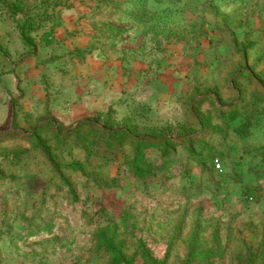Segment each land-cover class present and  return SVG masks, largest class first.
<instances>
[{
  "label": "rangeland",
  "instance_id": "rangeland-1",
  "mask_svg": "<svg viewBox=\"0 0 264 264\" xmlns=\"http://www.w3.org/2000/svg\"><path fill=\"white\" fill-rule=\"evenodd\" d=\"M263 101L264 0H0V264H109L107 224L134 264H264V118L228 114ZM137 139L183 146L141 175Z\"/></svg>",
  "mask_w": 264,
  "mask_h": 264
},
{
  "label": "trees",
  "instance_id": "trees-1",
  "mask_svg": "<svg viewBox=\"0 0 264 264\" xmlns=\"http://www.w3.org/2000/svg\"><path fill=\"white\" fill-rule=\"evenodd\" d=\"M7 5L12 14H17L19 11H21L20 5H17L15 3H9ZM27 25L28 23L23 24L19 26L18 29H19V34H20V39H21L22 44L27 47H31L33 44L32 43L33 40L31 36L27 34L28 31L30 30L27 28ZM254 96L257 97V99L261 98V94L257 91L254 93ZM261 104L262 106L257 107L256 109H253V108L251 109V105H249V106H246V111H241L240 109L241 107H240V108H237L235 110H231L228 112L229 116L233 120L236 119L241 114V112H244L243 113L245 114L244 121L239 126L240 132H242L244 135L249 134L250 128L258 125L259 121L264 118V101L261 102ZM210 126H211L212 131L220 129L218 124L216 125L212 124ZM91 136L93 138H97L98 140H104L105 144H107L109 148L114 147V142L118 144V146H120V144H123V141H122L123 139L121 138L116 139L114 135H108L106 137L104 134L98 133V131H92ZM55 140H57V143L61 144V141H60L61 137L59 134L55 135ZM135 142H136L134 144L135 156H134L133 161L130 162L129 165H130V169L133 172H135V174H141V175L143 174L142 165L146 161L147 151L156 149L163 157H167L173 152L175 147L183 146L181 145L182 144L181 140L177 141L175 144L171 143L170 141H165V140L160 143L153 139H149L148 141L137 139V141ZM97 143H98L97 141H91V145L97 144ZM184 145L187 146L186 150L187 152L190 153L191 147L189 143H185ZM35 146H38L39 148L46 150L44 143L38 142L37 145ZM55 146L58 147V145H55ZM209 154H211L212 165L214 166L216 172H218L219 174H222L223 173V170H222L223 168L221 164L222 152L217 151L214 147L210 146ZM70 167H73V165H70ZM74 168H77L74 170H81L78 165L74 166ZM1 176L2 175L0 173V178ZM222 176L226 178L225 174H223ZM63 182H65V185H67V180L65 178L63 179ZM117 234L118 233L116 232L115 227H111L109 224L103 226L95 234V243L97 247L103 250V252L108 256L109 264H134L132 256L129 257L123 254V249H122L123 241L118 239ZM139 249L141 250L142 258L146 264H165L166 262L165 259L162 261L153 259L142 245L139 247Z\"/></svg>",
  "mask_w": 264,
  "mask_h": 264
}]
</instances>
